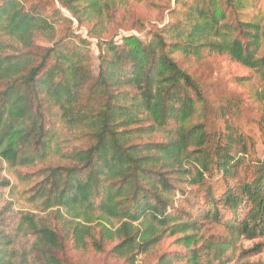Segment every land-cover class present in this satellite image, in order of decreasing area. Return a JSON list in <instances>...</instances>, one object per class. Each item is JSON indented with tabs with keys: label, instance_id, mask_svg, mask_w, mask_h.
<instances>
[{
	"label": "trees",
	"instance_id": "obj_1",
	"mask_svg": "<svg viewBox=\"0 0 264 264\" xmlns=\"http://www.w3.org/2000/svg\"><path fill=\"white\" fill-rule=\"evenodd\" d=\"M128 2L0 0V264H64L55 251L69 241L97 252L116 242L110 253L135 264L166 232L182 234L196 252L206 222L236 238L264 235V162L246 163V136L217 110L209 120L200 84L176 58L225 55L264 81L260 0H175L148 39H102ZM74 21L96 39L95 68ZM60 24L67 31L57 37ZM58 122L87 144L59 151ZM53 153L59 162L29 189L44 214L16 210L5 195V165L30 166ZM194 187L203 201L188 192ZM175 192L184 206H175Z\"/></svg>",
	"mask_w": 264,
	"mask_h": 264
},
{
	"label": "rangeland",
	"instance_id": "obj_2",
	"mask_svg": "<svg viewBox=\"0 0 264 264\" xmlns=\"http://www.w3.org/2000/svg\"><path fill=\"white\" fill-rule=\"evenodd\" d=\"M175 0H143L129 2L113 14L102 39H108L120 44L123 37L134 35L143 40L148 39L149 33L169 21V10L174 7ZM57 7H59L56 4ZM258 10L264 8V0L258 2ZM63 13H68L62 9ZM250 13H256L253 9ZM258 14V13H256ZM66 25L56 26V36H61ZM77 35L90 43L91 63L97 65L98 49L96 39L88 36V28L75 21L70 26ZM67 31V30H66ZM36 43L47 46L49 43L37 38ZM107 48V47H106ZM113 49L106 52L113 55ZM264 52V44L263 51ZM176 58L182 68L194 77L202 88V95L208 104V118L212 120L216 115L220 121L226 120L237 128L247 138L249 153L245 156L246 163L264 162V81L254 70L231 60L225 55L206 54L201 59L186 58L181 54ZM225 118H222V117ZM56 145L59 151H69L79 147L83 142L81 134L66 129L61 122L57 123ZM162 138L157 136L155 141ZM58 154L53 153L44 161H36L30 166H10L6 164L3 170L11 187L6 191V199L13 207L22 212L34 213L42 216L35 204L30 201L29 189L42 179L41 170L48 165L59 162ZM176 182V181H173ZM181 189L188 190L189 186L183 180L175 184ZM193 189V188H192ZM188 191L199 195L203 201L201 190ZM176 193L175 206H184V200ZM166 232L160 236L158 242L149 248L138 251L135 264H256L264 263V235L247 238L244 235L232 237L228 229L222 224L206 222L196 233V242L188 250L180 238L182 234L169 236ZM116 244H107L103 252H97L92 246L86 249H74L71 241L65 242L55 255L63 259L64 264H127L123 257H116L110 249ZM195 253L198 255L195 256ZM198 258V263L195 260ZM180 259V260H177ZM41 264V263H40ZM129 264V263H128Z\"/></svg>",
	"mask_w": 264,
	"mask_h": 264
}]
</instances>
